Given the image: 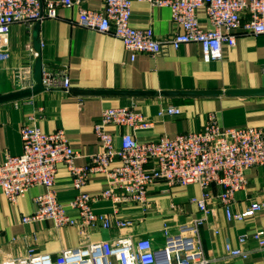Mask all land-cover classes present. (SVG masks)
<instances>
[{
    "label": "crops",
    "instance_id": "0c3cea01",
    "mask_svg": "<svg viewBox=\"0 0 264 264\" xmlns=\"http://www.w3.org/2000/svg\"><path fill=\"white\" fill-rule=\"evenodd\" d=\"M61 1V0H50ZM83 7L102 11L104 0H82ZM78 8L58 10L56 19H46L34 24L31 29L24 25L12 26L9 36L10 58L0 63V96L26 91L36 86L34 68L39 57L43 68L56 70L66 67L71 79V90L65 92L44 91L26 97L0 103V163L6 153H22L21 130L32 116L37 126L45 133L66 131L71 146L80 153L76 163L85 166L89 157L102 151L94 132V123L107 108L129 107L153 121L149 131L136 133L140 141H154L160 137L175 138L177 135L201 131L211 116L225 128L254 127L264 131V96L230 97L226 92L236 90L264 89V35L237 36L235 47L224 45V58L220 62L206 63L201 46L197 43L183 45L179 49L168 46L158 57L140 54L135 61L125 50L121 40L87 29L78 24ZM201 27L211 28L204 8L198 11ZM130 25L139 30L152 28L159 39H168L172 33L182 34L183 29L173 23L168 8L152 7L149 3L132 0ZM39 42L41 54L34 59L29 48L36 51ZM37 52V51H36ZM38 53V52H37ZM26 67L32 73L20 74ZM95 91L98 94H94ZM145 92L153 95L133 97L107 92ZM219 91V96L198 95L166 96L168 92ZM168 105L178 106L179 116L158 117L160 109ZM109 133H118L107 127ZM128 130H122L125 132ZM120 143V136L116 137ZM119 163L112 165L118 166ZM248 184L243 193L236 196L234 213L246 211L252 202L262 201L264 174L253 169L247 176ZM105 188L103 174L90 179L83 191L97 196ZM56 189L59 201L68 204L76 195L70 173L60 168ZM43 188L32 189L16 205L8 202L0 193V260L22 259L34 254L58 255L64 248L79 247L88 240H109L119 235L117 231L90 229L84 240L75 228L55 230L52 222L24 225L23 218L36 211L34 198ZM214 194L220 188H212ZM202 190L198 185L187 187L156 185L151 189L152 209L143 215L140 211L127 212L134 215L137 224L132 233L138 237L152 239L154 246L165 245L164 225L173 227L196 218L202 219L197 203ZM211 214L198 228V244L211 264H264V250L258 248L250 236L257 229L264 230V211L245 220L228 221L217 201H208ZM95 209L110 212L109 203H99ZM177 229H172L175 233ZM248 237L245 244L240 239ZM250 253L247 260L234 259L226 255V244Z\"/></svg>",
    "mask_w": 264,
    "mask_h": 264
},
{
    "label": "built area",
    "instance_id": "2783aa9c",
    "mask_svg": "<svg viewBox=\"0 0 264 264\" xmlns=\"http://www.w3.org/2000/svg\"><path fill=\"white\" fill-rule=\"evenodd\" d=\"M137 1L170 9L173 23L184 32L172 33L165 40L159 39L152 28H133L130 25L132 0H104L102 11L85 9L82 0H0V63L10 58L12 26L21 24L31 29L46 19H56L61 7H77L79 25L121 40L132 61L140 54L158 57L168 46L179 49L197 43L206 63L220 62L224 58V45L235 47L239 34L264 35V0ZM202 8L206 10L210 29L201 27L198 11ZM29 52L34 59L39 56L33 48ZM30 73L31 67H26L17 77ZM43 87L45 91L70 92L69 70L43 68ZM179 115L181 110L175 105L158 112L160 118ZM36 121L32 116L22 127V153H6L0 163V193L16 205L32 189L43 188L34 198L36 211L23 218L24 225L52 222L55 230L75 228L84 240L90 229L117 231L119 235L109 240H87L79 247L62 249L56 256L36 255L35 248L31 247L26 258L4 259L0 264H211L197 239L199 226L211 214L208 201H217L228 221H242L264 211L263 186L262 201L252 202L246 211L234 213L236 196L246 190L250 171L261 169L264 174L261 128H225L211 116L201 131L182 133L173 139L140 141L136 133L151 130L153 121L129 107L107 108L94 123L102 151L89 157L87 165L78 166L80 153L71 146L66 131L45 133ZM109 126L115 127L118 133H109ZM123 129L128 131L121 132ZM115 163L119 165L112 168ZM60 168L70 173L76 191L68 204L58 198L56 181ZM98 174H103L105 179L102 192L97 196L84 192L83 188ZM160 184L198 185L202 197L192 201L204 217L176 227L165 223V245L157 249L151 238L132 233L138 218L126 215L131 210L147 214L152 209L151 189ZM215 186L220 188L217 194L212 191ZM99 203H109L110 212L97 211L95 205ZM172 229L177 231L173 233ZM248 237L241 238L240 243L245 244ZM250 238L264 250L263 229L255 230ZM225 252L231 258L244 261L250 255L230 243L226 244Z\"/></svg>",
    "mask_w": 264,
    "mask_h": 264
},
{
    "label": "water",
    "instance_id": "95a60500",
    "mask_svg": "<svg viewBox=\"0 0 264 264\" xmlns=\"http://www.w3.org/2000/svg\"><path fill=\"white\" fill-rule=\"evenodd\" d=\"M36 51L38 54H41V47L39 42L35 43ZM34 78L36 81V86L33 89L26 90V91H19L13 92L7 95L0 96V103H6L10 101H15L17 99H22L26 97H32L38 95L45 91L43 87V64L42 58L39 57L34 68ZM109 94H116V95H128L133 97H141V96H148L153 95L152 93H145V92H128V91H116V92H107ZM94 94H98L96 91ZM166 96H179V95H198L203 97H210V96H219L223 94L219 91H195V92H168L164 93ZM227 96L230 97H245V96H264V89L261 90H236V91H228L226 93Z\"/></svg>",
    "mask_w": 264,
    "mask_h": 264
}]
</instances>
